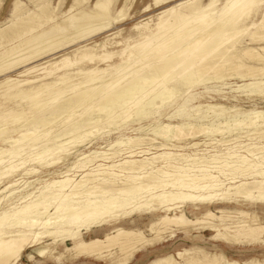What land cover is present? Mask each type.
<instances>
[{"label": "bare ground", "instance_id": "6f19581e", "mask_svg": "<svg viewBox=\"0 0 264 264\" xmlns=\"http://www.w3.org/2000/svg\"><path fill=\"white\" fill-rule=\"evenodd\" d=\"M134 1L0 9V264H264L162 246L205 232L264 246V0ZM231 79L249 109L212 101L168 122L161 108L188 92L207 103L191 90Z\"/></svg>", "mask_w": 264, "mask_h": 264}, {"label": "rangeland", "instance_id": "374dc122", "mask_svg": "<svg viewBox=\"0 0 264 264\" xmlns=\"http://www.w3.org/2000/svg\"><path fill=\"white\" fill-rule=\"evenodd\" d=\"M138 0H135L134 2H137ZM143 1V0H142ZM7 4V0H2L1 4H0V9L2 10V8H5ZM7 12V9H6ZM240 83L238 80L236 79H231L229 81H226L224 83H218L215 84L212 81H208L206 83V89L203 86H198L195 87L192 91V93L200 94V95H204L207 96L209 99V101L207 103L205 102H200V100L198 101L197 99H193L191 98V93H187L184 96V99L178 101L177 105L175 104L174 106H170V107H163L161 108L162 111L168 112L171 111L173 108H175L172 112L171 118L168 122L171 123H180L184 120L187 119V116L189 115V113H191L192 111H197L199 113L203 112L205 109H201L200 111L197 110V105H210L212 103V101H219L222 102L223 104L227 105V106H231V105H237L238 107L243 108V110H247L250 108V105L247 103H242L240 100H237L235 95H238L239 93H237L235 91L236 88V84ZM257 104H255L256 107H264V103L261 101H256ZM211 107V106H210ZM207 107V108H210ZM249 107V108H248ZM247 108V109H246ZM230 112V111H228ZM227 113V112H224ZM175 116H177L176 118H174ZM150 119H144L143 121H141V124L143 126H145L147 123H149ZM166 121V120H164ZM132 124L130 123L128 124H124L121 128V132H118L117 130H108L107 127H104L102 130H99V132H102V136L101 138L97 139L96 143L94 139V141L92 140L90 143L88 142V140L86 139L84 142L81 143V146L83 144H87L85 145L86 147H90L88 150H97L98 147H102L105 144H110L113 140L119 138V137H128V136H132L134 134H136L137 129H135V127H131ZM136 126V125H135ZM198 135L200 137H198ZM197 137V138H196ZM213 137V136H211ZM210 136H204L202 134H197L196 136H194V141L197 140H203L205 142H209V139L211 138ZM215 139H220L218 135L214 136ZM207 140H206V139ZM102 139V140H101ZM212 139V138H211ZM238 139V140H237ZM235 141L236 142H242V144L248 143L250 142L249 140L252 141V139H249L247 137H241V138H237ZM214 140H211L214 141ZM88 142V143H87ZM94 144H93V143ZM94 145V146H92ZM200 148H208L211 149V147L209 145H201ZM223 146L218 145L217 149H222ZM17 177V176H16ZM257 211L259 212V214L262 216L264 213V206H258ZM190 214H192V212L190 211ZM193 215V214H192ZM145 220H141V222L146 221ZM209 232H205L201 235H198L197 237H193V239H190L191 237L189 236H185V235H178L177 237L172 238L170 241L165 242L162 246H169L171 244H174V246H176V249H181V248H189L192 245H199L203 248H205L208 251H213V250H223L225 251V255H227V257L232 258V259H237V261L242 262L243 260H246L250 257H255L257 259H261L264 256V246L262 245H252L247 243L246 246H243L244 248H241V245L237 244V245H233L235 247L233 248H226L223 244L219 243L218 241H209L207 239ZM194 240V241H192ZM239 245V246H238ZM251 245V246H250ZM237 247V248H236ZM160 249V248H159ZM141 254H138L136 256V258L130 263V264H143L145 261H147L148 259H152L153 255L148 256L145 260H143V263H139L140 259H141ZM16 264H68V263H61V262H54L51 261L49 259H39V258H34L33 260L29 261L25 258V256L18 261ZM74 264H78V263H74ZM99 264H105L103 262H99Z\"/></svg>", "mask_w": 264, "mask_h": 264}, {"label": "crops", "instance_id": "0c3cea01", "mask_svg": "<svg viewBox=\"0 0 264 264\" xmlns=\"http://www.w3.org/2000/svg\"><path fill=\"white\" fill-rule=\"evenodd\" d=\"M150 255H152V253H142L139 263H143V260H145ZM146 262L147 261H145L143 264H145ZM87 264H95V263L87 262ZM97 264H99V262H97Z\"/></svg>", "mask_w": 264, "mask_h": 264}]
</instances>
